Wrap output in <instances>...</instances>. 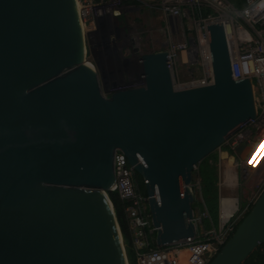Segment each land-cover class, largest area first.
<instances>
[{
	"label": "water",
	"instance_id": "95a60500",
	"mask_svg": "<svg viewBox=\"0 0 264 264\" xmlns=\"http://www.w3.org/2000/svg\"><path fill=\"white\" fill-rule=\"evenodd\" d=\"M207 31L212 84L174 89L159 50L141 55L143 86L105 96L74 0H0V264H128L108 195L116 149L145 181L156 243L194 235L195 166L256 115L222 24ZM263 242L264 190L208 264Z\"/></svg>",
	"mask_w": 264,
	"mask_h": 264
},
{
	"label": "built area",
	"instance_id": "2783aa9c",
	"mask_svg": "<svg viewBox=\"0 0 264 264\" xmlns=\"http://www.w3.org/2000/svg\"><path fill=\"white\" fill-rule=\"evenodd\" d=\"M82 30L105 28L112 13L121 7L125 0H75ZM148 7H160L167 15H185L188 22L189 41L169 40L167 61L174 89L181 90L213 83L207 27L221 23L231 58L232 74L235 79L248 78L251 82L255 111L254 118L238 124L250 128L232 137L225 159L236 163L239 156L235 149L244 144L248 151L245 159L253 166L261 167V174L251 198L239 204L227 219L221 218L220 198H218L217 226L205 228L202 219L207 215L194 214L195 233L193 236L167 243H156V228L148 206V195L141 188L136 172L129 164L126 155L116 149L113 157L114 183L109 192H115L124 203V214L130 233L131 248L136 264H208L233 234L242 218L249 212L253 203L264 190V0H245L241 8H235L229 0H131ZM196 58V60L194 59ZM201 75L187 81H176L172 66L175 62L195 65ZM142 80L141 85L143 86ZM138 87V86H136ZM124 89L118 87L116 90ZM234 127V128H235ZM233 130V129H231ZM228 132V134L231 132ZM254 130V131H252ZM255 132V134H253ZM227 134V135H228ZM227 137V136H226ZM254 141H258L253 148ZM233 153L234 155H232ZM145 184L144 179L142 178ZM230 197V196H229ZM235 198V197H234ZM202 225V230L198 226Z\"/></svg>",
	"mask_w": 264,
	"mask_h": 264
},
{
	"label": "rangeland",
	"instance_id": "374dc122",
	"mask_svg": "<svg viewBox=\"0 0 264 264\" xmlns=\"http://www.w3.org/2000/svg\"><path fill=\"white\" fill-rule=\"evenodd\" d=\"M189 32L185 15H167L159 6L148 7L137 1L125 0L123 5L112 13L105 28L83 30L85 38L83 61L96 70L101 91L103 95L109 96L113 89L118 87L130 88L141 85L142 54L165 50L171 39L177 42L185 40L188 46L193 45V42L189 41ZM195 60V65L182 61L175 62L172 66L174 79L182 82L198 78L201 73L196 70ZM248 128L250 127L247 124H242L237 129L233 128L223 143L211 153L207 160L208 165L204 168L207 180L201 176L198 164L193 170L190 185L194 195L192 206L195 216L201 215L202 212L207 213L202 219L205 228H209L211 224L217 226L219 197L227 196L228 202L231 200L230 197H237L239 204H243L255 191L261 167L257 164L253 166L248 160L240 158H236V163H232L230 158L229 162L225 159L226 152L229 151L228 143L233 135L246 132ZM254 142L252 149L256 148L258 143ZM214 178V185L211 186L210 182ZM202 225L198 226L199 231L202 230ZM121 239L126 254V246L123 238ZM127 261L131 264L128 257Z\"/></svg>",
	"mask_w": 264,
	"mask_h": 264
},
{
	"label": "trees",
	"instance_id": "16d2710c",
	"mask_svg": "<svg viewBox=\"0 0 264 264\" xmlns=\"http://www.w3.org/2000/svg\"><path fill=\"white\" fill-rule=\"evenodd\" d=\"M229 1L233 4L235 8H241L242 5L245 3V0H229ZM210 157H211V153L207 155L206 157H204L198 163V166L200 167L201 176H203L205 180L207 179H206V175L204 174V168L208 165L207 160ZM136 177L140 181L142 190L145 191V184L143 183L141 176L139 174H136ZM214 180L215 178L210 182L211 186L214 185ZM108 195L112 202V205H113V208L116 214V218H117V221L120 227L121 235H122L123 241L126 246V254H127L128 260L129 262H131V264H136L134 253L131 248L128 224H127L126 217H125L124 210H123L124 203L121 202V200L119 199L118 195L115 192H109ZM215 205L217 209V199L216 198H215ZM207 207L209 208L208 204H207ZM216 218H217V215L215 217V221H216ZM242 264H264V242L258 245L249 254V256L242 262Z\"/></svg>",
	"mask_w": 264,
	"mask_h": 264
},
{
	"label": "bare ground",
	"instance_id": "6f19581e",
	"mask_svg": "<svg viewBox=\"0 0 264 264\" xmlns=\"http://www.w3.org/2000/svg\"><path fill=\"white\" fill-rule=\"evenodd\" d=\"M75 1V0H74ZM75 6H76V1H75ZM77 10V7H76ZM80 22V21H79ZM81 25V24H80ZM87 64V63H86ZM89 65V64H87ZM90 66V65H89ZM92 67V66H91ZM143 80V79H142ZM233 171V170H232ZM235 172V171H234ZM235 175V173L233 174ZM227 196H222V201H220V207H221V218L222 220H225L228 218L229 214L231 212H233V210L236 207V198L234 199V197H230L231 200L230 202H228L226 200ZM225 201V202H224ZM223 202V203H222Z\"/></svg>",
	"mask_w": 264,
	"mask_h": 264
}]
</instances>
